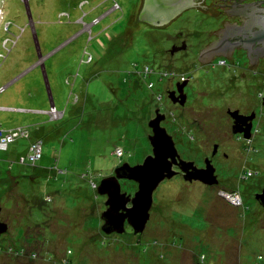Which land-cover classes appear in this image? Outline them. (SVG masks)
Wrapping results in <instances>:
<instances>
[{"label": "rangeland", "instance_id": "1", "mask_svg": "<svg viewBox=\"0 0 264 264\" xmlns=\"http://www.w3.org/2000/svg\"><path fill=\"white\" fill-rule=\"evenodd\" d=\"M115 2L120 10L104 16ZM0 3V88L11 83L0 94V128H27L42 140L43 153L34 168L12 159L28 155L31 138L0 151L8 160L0 161L2 219L15 241L23 229L28 239L5 241L2 249L11 243L60 256L78 251L67 256L85 264H264V209L253 197L262 176L251 166L250 144L231 132L228 114L237 106L255 112L261 138L264 74L254 75L237 54L201 63L198 52L216 27L207 13L186 11L153 28L136 22L144 0ZM184 42L187 49L173 53ZM184 81L188 101L180 107L168 93ZM52 104L62 118L51 115ZM157 108L183 159L200 164L208 146L218 147L221 184L165 180L143 234L126 227L106 235L107 198L97 188L123 163L135 166L150 155L149 121ZM137 187L122 183L129 194ZM230 193L242 203L229 202Z\"/></svg>", "mask_w": 264, "mask_h": 264}, {"label": "flooded vegetation", "instance_id": "2", "mask_svg": "<svg viewBox=\"0 0 264 264\" xmlns=\"http://www.w3.org/2000/svg\"><path fill=\"white\" fill-rule=\"evenodd\" d=\"M242 5H246V6L241 7ZM185 7H186L185 10H183L178 16L171 18V20L165 25L154 26V27H165L186 11L196 10L198 12H205L207 13L208 16H210V18L214 20L216 27H215L214 32L212 33L213 36L206 42V44L204 45L202 49H206L210 44L214 43L213 46L214 48L219 50V54L225 55L227 57L230 55L229 57L231 58L236 56L237 54L239 57H242L247 60V63L245 65L251 69V72H253L254 75H257L260 73L264 74V0H193L192 3L187 4V6ZM112 11H115V10L111 9L104 16L108 15ZM141 11L139 12V15H138L139 20H140ZM182 46H183V43L182 45L178 47H182ZM186 49H187V46H186ZM202 49H200V51H202ZM234 50L235 52L233 53L232 51ZM200 51L198 52V54H200ZM200 57L201 56H199V58ZM222 62H225V61H222ZM184 91L186 93V87ZM176 95L178 96V94ZM187 97H188V94H187ZM261 98H262L261 108H263L264 110V95ZM187 101H188V98H187ZM174 105L180 106L179 104H174ZM185 106H180V107H185ZM239 107H242V106H238V108L230 109V110L233 112L238 111L240 116L242 115L247 118L252 117V119H244L242 117L238 119V122L235 125V121L230 117L229 120L231 123V132L233 133L234 126L236 127V130H246V132H242L239 134L233 133V134L238 136L239 138H243L251 146V150H252L251 166L254 168V171H256L255 172L256 174L258 175L261 174L262 176L261 177L262 184L260 185V187L255 189L257 185L253 186L254 188L253 197L255 199V202L264 209V198L262 199L263 200L262 202L258 198L259 195L264 193V123L262 120L260 121L259 126H261L262 128L261 130H257V131L261 132L262 136L261 138L257 137L258 135L255 134L256 132L255 123L257 121V114L253 111L251 112V110H247L246 108H239ZM160 113L165 114L166 119L163 121L165 122L167 120L166 113H164L161 109H160ZM155 116L156 115L154 114L152 119ZM161 125L163 126V123ZM173 139L176 144L175 136H173ZM207 148H208V151L203 156L204 162L202 159L201 160L202 163L200 164H197V162L193 160L183 159L182 158L183 156L181 154L180 156L185 161L194 162L198 169H205L207 166L206 164L208 163L210 168L214 169L215 171L213 175L216 176V178H213L212 176L210 181H216L217 179V182L215 185H213V187L214 186L218 187L221 184L220 175H219L220 174L219 166L216 161V156L218 155V147L208 146ZM151 154H152V147H151L150 155ZM174 169L176 171H179L178 167H174ZM113 174L114 172L111 175ZM252 176H253V172H249L246 175V178L247 177L250 178ZM175 178L182 180L186 183H189L188 181H185L184 175L182 173L178 174L173 179ZM124 182H128V181H125V180L121 181V184ZM190 183L209 186L200 181H192ZM136 187H137V184H136ZM130 194L133 196L135 192L130 193ZM242 200L243 199H241V203H242ZM1 211H0V222L3 224H6L8 228L5 233L0 235V264H85L83 263V261L87 259H84V260H81V258L71 259L70 257L71 255L67 256L68 254H73V256L76 257L75 253H77L78 251L74 252L70 250L66 252L67 255L65 254V255L60 256L57 254L58 252L56 251H48L45 249H38V248L13 249L10 246L11 243H9L8 245V250L2 249L3 243L5 241H7L8 243L9 241L14 240V238H12L14 235L11 234L12 227H10L8 222H5L2 219ZM126 227L130 228L133 231L132 227L129 226L127 223H126L125 229ZM0 229H2V227H0ZM43 230H45V227L43 228ZM25 232L26 231H24L23 229L24 236L22 238L17 239L18 241L28 240L27 237L25 236ZM130 234H133V236L141 235V234H134V232ZM39 238L41 239L43 238V233H41L39 236L36 235L35 239H32V241L38 242ZM17 240L16 241L14 240V241L17 242ZM84 253L86 252H83V254ZM89 261L91 263V259Z\"/></svg>", "mask_w": 264, "mask_h": 264}, {"label": "water", "instance_id": "3", "mask_svg": "<svg viewBox=\"0 0 264 264\" xmlns=\"http://www.w3.org/2000/svg\"><path fill=\"white\" fill-rule=\"evenodd\" d=\"M192 2L193 0H144L140 20L153 26L165 25L171 18L178 16L185 10L187 4ZM243 6L246 5L241 7ZM213 44H210L200 53L202 62H209L214 56L221 55ZM186 46L187 44L184 42L182 47H175L173 53L186 50ZM232 52L234 53L235 50ZM42 60L40 64L44 67ZM187 83L188 81L177 84L175 91L169 92V100L173 104L185 106L188 97L184 90ZM52 107L55 106L52 104ZM228 112L229 116L235 121V125L238 119L242 117L252 119V117L240 116L238 111L233 112L230 110ZM155 115L149 121V142L152 147V154L147 156L141 164L135 166L123 163L114 170L113 175L102 179L97 188L98 194L107 198L106 210L101 216L104 222L101 229L106 235L124 234L126 223L132 227L134 234H143L150 220L154 192L165 180H171L182 173L185 181H200L209 186H213L217 182V179L216 181H210L212 176L213 178H216V176L213 175L215 171L210 168L208 163L205 169H198L194 162L185 161L181 158L173 136L161 125L166 119L165 114H161L160 108H158ZM242 132H246V130H236V127H233L234 134ZM174 167H178L179 171H176ZM124 180L137 184V191L133 196L122 191L121 181ZM258 198L262 202L264 193L259 195ZM0 227H2L0 229L1 235L7 231L8 227L1 222Z\"/></svg>", "mask_w": 264, "mask_h": 264}, {"label": "built area", "instance_id": "4", "mask_svg": "<svg viewBox=\"0 0 264 264\" xmlns=\"http://www.w3.org/2000/svg\"><path fill=\"white\" fill-rule=\"evenodd\" d=\"M119 9V6L116 4L113 7V10ZM99 20H96L94 24H97ZM221 64L225 65V62H221ZM147 73L152 72V70L148 67H146L145 70ZM184 77L181 78V81H183ZM5 91V88L0 89V93H3ZM52 116H59L62 118V113H59L55 107L51 108L50 111ZM28 131L27 129L20 128V129H15L10 132H4L0 128V151H7L9 146L14 143L17 139L19 138H28ZM42 142H35L32 144L29 148L28 155L22 156L20 159L21 164H26L28 161L31 164H35L37 161H39L42 158V147H41ZM117 156H122L123 155V150L122 149H117L116 150ZM226 198L228 199L229 202H231L234 205H240L241 204V198L240 196L238 197L237 195H234V193H230L226 195Z\"/></svg>", "mask_w": 264, "mask_h": 264}, {"label": "trees", "instance_id": "5", "mask_svg": "<svg viewBox=\"0 0 264 264\" xmlns=\"http://www.w3.org/2000/svg\"><path fill=\"white\" fill-rule=\"evenodd\" d=\"M116 4L119 6V4L116 3V2L114 3V6H115ZM114 6H113V7H114ZM116 10H118V9H116ZM116 10H115V11H116ZM119 10H120V6H119ZM137 19H138V17H137ZM94 20H97V19H94ZM136 22H137V23H144V22H142V21H139V19H138V21H136ZM144 24H146V23H144ZM147 25H149L150 27H153V28H159V27H154V26H152V25H150V24H147ZM148 68H150V67L148 66ZM150 69H151V68H150ZM151 70L153 71V69H151ZM27 131H28V133H29V135H28V138H29V137H30V131H29L28 129H27ZM28 138H19V139H21V140H27ZM16 142H17V140H16L14 143H12L11 145H14ZM35 142H42V140L34 141V143H35ZM11 145H10V146H11ZM10 146H9V147H10ZM8 149H9V148H8ZM8 149H7V150H8ZM117 149H121V148L118 147ZM117 149H116V150H117ZM122 150H123V149H122ZM115 153H116V152H115ZM42 154H43V153H42ZM21 157H22V156H21ZM21 157H20V158L16 157V158H12V159H18L19 163H21V162H20ZM116 157L119 158V159L121 160V159L124 157V150H123V155H122V156L119 157V156H117V154H116ZM42 158H43V157H42ZM2 159H3V158H2ZM4 160H6V159H4ZM40 160H41V159H40ZM40 160H39V161H40ZM0 161L2 162L3 160L0 159ZM37 162H38V161H37ZM26 164H27L28 166L31 165V166L35 167V164H36V163H35V164H31V163L28 161ZM20 165H24V166H25V164H20ZM1 169H2V168H0V170H1ZM11 169H12V168H11ZM0 175H1V174H0ZM91 185H92V183H91ZM2 186H3V185H2ZM7 188H9V187H7ZM36 200H37V199H36ZM38 201H39V202L36 203V207L39 205V203H43V200H38ZM40 201H41V202H40ZM41 209H42V207H41Z\"/></svg>", "mask_w": 264, "mask_h": 264}, {"label": "crops", "instance_id": "6", "mask_svg": "<svg viewBox=\"0 0 264 264\" xmlns=\"http://www.w3.org/2000/svg\"><path fill=\"white\" fill-rule=\"evenodd\" d=\"M217 56H220V55H217ZM214 57H216V56H214ZM214 57H213V58H214ZM213 58H212V59H213ZM200 60H201V59H200ZM42 61H43V60H42ZM211 61H212V60H211ZM211 61H209V62H202V61H201V62H202L203 64H206V65H207V64L210 63ZM35 66H37V65H35ZM35 66H34V67H35ZM9 85H11V83H10ZM9 85H8V86H9ZM8 86H7V87H8ZM5 87H6V86L1 87V88H5ZM1 88H0V89H1ZM55 108H56V107H55ZM237 108H238V106H237ZM26 129H27V128H26ZM30 138H31V143L34 142V141H37V140H38L37 138L31 137V135H30L29 139H30ZM29 139H28V140H29ZM33 139H37V140H33ZM29 141H30V140H29ZM23 156H25V155H23ZM16 157H17V156H16ZM16 157L14 156V157H12V158H16ZM0 159H1V158H0ZM1 160L6 161V162L8 161V160H4V158L1 159ZM13 168H14V167H13ZM34 168H36V167H34ZM8 177L14 179V177H18V176H12V173H11V172H8Z\"/></svg>", "mask_w": 264, "mask_h": 264}, {"label": "bare ground", "instance_id": "7", "mask_svg": "<svg viewBox=\"0 0 264 264\" xmlns=\"http://www.w3.org/2000/svg\"><path fill=\"white\" fill-rule=\"evenodd\" d=\"M0 2H1V0H0ZM1 4V3H0ZM184 80V79H183ZM185 82V81H184Z\"/></svg>", "mask_w": 264, "mask_h": 264}, {"label": "clouds", "instance_id": "8", "mask_svg": "<svg viewBox=\"0 0 264 264\" xmlns=\"http://www.w3.org/2000/svg\"><path fill=\"white\" fill-rule=\"evenodd\" d=\"M1 94V93H0Z\"/></svg>", "mask_w": 264, "mask_h": 264}]
</instances>
